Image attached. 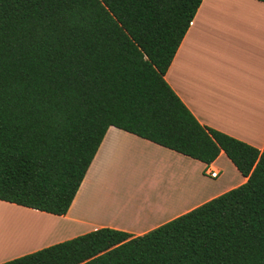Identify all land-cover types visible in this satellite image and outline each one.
<instances>
[{"label":"trees","instance_id":"obj_1","mask_svg":"<svg viewBox=\"0 0 264 264\" xmlns=\"http://www.w3.org/2000/svg\"><path fill=\"white\" fill-rule=\"evenodd\" d=\"M201 1L0 0V200L64 215L109 126L247 176L143 234L0 264H264V146L200 123L164 78Z\"/></svg>","mask_w":264,"mask_h":264},{"label":"crops","instance_id":"obj_2","mask_svg":"<svg viewBox=\"0 0 264 264\" xmlns=\"http://www.w3.org/2000/svg\"><path fill=\"white\" fill-rule=\"evenodd\" d=\"M164 78L200 123L262 149L264 2L202 0ZM246 180L223 151L206 164L109 126L64 215L0 200L59 224L53 239L11 258L100 227L140 235Z\"/></svg>","mask_w":264,"mask_h":264},{"label":"rangeland","instance_id":"obj_3","mask_svg":"<svg viewBox=\"0 0 264 264\" xmlns=\"http://www.w3.org/2000/svg\"><path fill=\"white\" fill-rule=\"evenodd\" d=\"M1 205L0 251L5 250V252L0 255L1 258L5 257V261L11 259V254L26 248L39 246L49 239H53L52 232L58 229V220H53L51 217L48 219L47 216L38 211L28 215L18 212L16 208H10L9 206V208L6 206L3 208ZM62 235L65 234L57 235L54 238Z\"/></svg>","mask_w":264,"mask_h":264},{"label":"built area","instance_id":"obj_4","mask_svg":"<svg viewBox=\"0 0 264 264\" xmlns=\"http://www.w3.org/2000/svg\"><path fill=\"white\" fill-rule=\"evenodd\" d=\"M205 173L209 175L210 177H216L218 175V171L211 168L210 166H207L205 168Z\"/></svg>","mask_w":264,"mask_h":264},{"label":"bare ground","instance_id":"obj_5","mask_svg":"<svg viewBox=\"0 0 264 264\" xmlns=\"http://www.w3.org/2000/svg\"><path fill=\"white\" fill-rule=\"evenodd\" d=\"M11 208V207H10ZM7 210V209H6ZM108 210V209H107Z\"/></svg>","mask_w":264,"mask_h":264}]
</instances>
